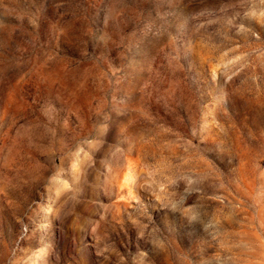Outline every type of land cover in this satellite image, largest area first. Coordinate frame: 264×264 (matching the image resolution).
<instances>
[{
	"label": "rangeland",
	"instance_id": "rangeland-1",
	"mask_svg": "<svg viewBox=\"0 0 264 264\" xmlns=\"http://www.w3.org/2000/svg\"><path fill=\"white\" fill-rule=\"evenodd\" d=\"M0 264H264V0H0Z\"/></svg>",
	"mask_w": 264,
	"mask_h": 264
}]
</instances>
